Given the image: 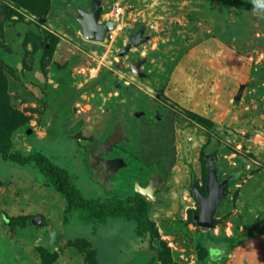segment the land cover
I'll return each mask as SVG.
<instances>
[{
  "label": "rangeland",
  "instance_id": "1",
  "mask_svg": "<svg viewBox=\"0 0 264 264\" xmlns=\"http://www.w3.org/2000/svg\"><path fill=\"white\" fill-rule=\"evenodd\" d=\"M102 5L115 28L99 42L77 20L90 0H0V127L10 152L42 153L88 202L141 196L149 226L87 223L50 171L0 152V264H264V7ZM208 156L232 180L203 228L193 190L206 193Z\"/></svg>",
  "mask_w": 264,
  "mask_h": 264
},
{
  "label": "trees",
  "instance_id": "2",
  "mask_svg": "<svg viewBox=\"0 0 264 264\" xmlns=\"http://www.w3.org/2000/svg\"><path fill=\"white\" fill-rule=\"evenodd\" d=\"M11 142L2 134L0 127V152L5 160H13L19 164H25L30 161H35L40 169L50 171L57 179L55 187L58 191L65 194L67 199L74 200L77 204L82 205L88 211L84 212V220L87 223L96 221H106L109 217H124L137 222L138 232L142 233L148 228L147 216V201L141 196H129L126 198H117L114 200L96 199L93 201H86L83 199L78 191H75L68 181L67 171L54 166L46 156L40 152H35L26 156L18 153L10 152ZM101 213V216L99 214ZM5 219L9 224L15 225V219L5 215ZM88 241V240H87Z\"/></svg>",
  "mask_w": 264,
  "mask_h": 264
},
{
  "label": "water",
  "instance_id": "3",
  "mask_svg": "<svg viewBox=\"0 0 264 264\" xmlns=\"http://www.w3.org/2000/svg\"><path fill=\"white\" fill-rule=\"evenodd\" d=\"M92 4V9L85 10L79 8L80 17H78V22L80 23L83 31V35L88 40L103 41L108 32L114 30L115 23L113 21H106L101 23L100 19L104 6L102 5V0H90ZM144 34V29H141L135 35L129 36V43L124 47L120 53L121 56H125L131 49V46H138L140 43L146 41ZM141 62L132 66V69L136 72H140ZM244 86H241L240 90L235 96V100H240L243 94ZM140 116L139 113L136 114ZM31 132V130H29ZM207 165V184L206 193L202 192L197 187L194 188V195L199 202L200 212L195 216L198 225L203 228H211L215 223V214L218 207L221 204L222 198L226 194V189L228 184L231 182L232 178L225 179L221 181L219 179V169L217 167L216 161L213 156H208L206 160ZM41 216L33 218V224H39L41 222Z\"/></svg>",
  "mask_w": 264,
  "mask_h": 264
},
{
  "label": "crops",
  "instance_id": "4",
  "mask_svg": "<svg viewBox=\"0 0 264 264\" xmlns=\"http://www.w3.org/2000/svg\"><path fill=\"white\" fill-rule=\"evenodd\" d=\"M264 239V236H262V239L261 240H263ZM256 246V247H255ZM252 247L255 249V251L257 252V260H259V261H262V260H264V258H262L263 257V253H262V251H261V249H262V245H260L259 244V242H257V241H255V243L254 244H252ZM261 247V248H260ZM245 256H246V254H245ZM238 260V259H237ZM242 260H245L246 261V258L244 257ZM252 260H255V256H253L252 255V258H250V260H249V262L247 263V262H241L242 264H251V261ZM236 264H239V260H238V262H236Z\"/></svg>",
  "mask_w": 264,
  "mask_h": 264
},
{
  "label": "flooded vegetation",
  "instance_id": "5",
  "mask_svg": "<svg viewBox=\"0 0 264 264\" xmlns=\"http://www.w3.org/2000/svg\"><path fill=\"white\" fill-rule=\"evenodd\" d=\"M109 162L111 163L112 161H109ZM113 162H114V161H113ZM119 163H120V162H118V163L116 162V165L119 164ZM122 164H123V163H122ZM112 165H113V164H112ZM201 191H202V190H201ZM202 192H203V191H202ZM199 211H200V210H199ZM224 251H225V249L222 250L221 248H219L218 253H219V254H220V253L222 254ZM210 252L213 253V252H215V251H214L213 249H211ZM142 264H145V263H142Z\"/></svg>",
  "mask_w": 264,
  "mask_h": 264
},
{
  "label": "clouds",
  "instance_id": "6",
  "mask_svg": "<svg viewBox=\"0 0 264 264\" xmlns=\"http://www.w3.org/2000/svg\"><path fill=\"white\" fill-rule=\"evenodd\" d=\"M255 3H256L257 6H259V7H264V0H255Z\"/></svg>",
  "mask_w": 264,
  "mask_h": 264
}]
</instances>
